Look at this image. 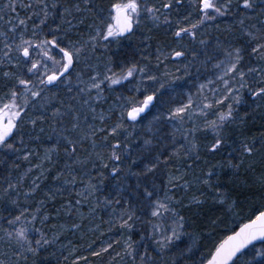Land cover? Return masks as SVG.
I'll return each instance as SVG.
<instances>
[{"label":"snow or ice","instance_id":"obj_1","mask_svg":"<svg viewBox=\"0 0 264 264\" xmlns=\"http://www.w3.org/2000/svg\"><path fill=\"white\" fill-rule=\"evenodd\" d=\"M0 264H264V0H0Z\"/></svg>","mask_w":264,"mask_h":264},{"label":"trees","instance_id":"obj_2","mask_svg":"<svg viewBox=\"0 0 264 264\" xmlns=\"http://www.w3.org/2000/svg\"><path fill=\"white\" fill-rule=\"evenodd\" d=\"M247 214V213H246ZM259 246V245H258Z\"/></svg>","mask_w":264,"mask_h":264}]
</instances>
